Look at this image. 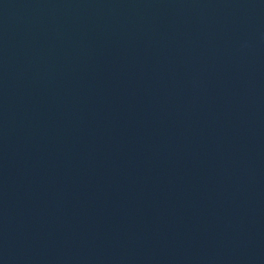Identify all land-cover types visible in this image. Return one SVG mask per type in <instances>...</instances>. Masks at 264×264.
Here are the masks:
<instances>
[{
  "label": "water",
  "instance_id": "water-1",
  "mask_svg": "<svg viewBox=\"0 0 264 264\" xmlns=\"http://www.w3.org/2000/svg\"><path fill=\"white\" fill-rule=\"evenodd\" d=\"M0 264H264V0H0Z\"/></svg>",
  "mask_w": 264,
  "mask_h": 264
}]
</instances>
